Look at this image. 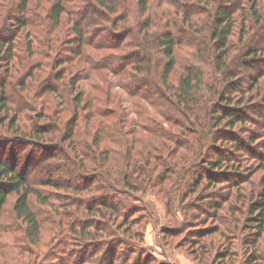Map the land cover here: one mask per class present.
Returning <instances> with one entry per match:
<instances>
[{"label":"rangeland","instance_id":"obj_1","mask_svg":"<svg viewBox=\"0 0 264 264\" xmlns=\"http://www.w3.org/2000/svg\"><path fill=\"white\" fill-rule=\"evenodd\" d=\"M82 1L84 0H66L68 15L63 14L56 27L47 25L56 39L53 43L55 49L50 50L52 59L47 53H34L33 62L44 63L42 67L34 69L35 78H28L25 74L27 70H22V65H19L21 69L15 70L9 64V73L4 74L5 64L0 60V78L8 76L7 93L10 96V105L20 107L18 109L23 111L21 127L28 133L36 123L40 127L49 124L51 129L46 138L51 139L44 142L50 148L44 153L47 164H67L72 170L77 169V166L61 155L60 150L74 155L75 147L79 152L75 153L74 159L80 164L81 151H93L95 147L92 140L97 137L95 151L105 155L114 169L125 154L132 156L140 150L150 151L151 154L165 159L163 167H169L173 171L168 173L173 179H164L158 184L146 186L144 190L133 192L121 188L123 194L117 198L112 194L114 202L122 203L128 209L125 214H128L129 227L125 229V225L121 224V217H117L113 225L108 222V216L104 220L92 216L96 222L107 227L104 228L106 231L90 227L88 230L92 239L89 242L85 236H81V218H87L86 215H81V199L91 200L100 193L90 191L81 196V180L65 174H59L58 177L56 174L54 179L61 178V181L56 182L57 185L44 186L37 183L38 190L47 196V203L41 204L35 198L31 199L40 222V231L35 242L27 237L26 225L16 218L13 211L15 195L10 194L1 218L0 264H107L110 255L114 257L113 264H264V225L257 229L250 222V211L259 198V193L263 191L264 99L258 96L251 103L248 101L241 105L247 108L257 103L260 107L248 110L250 118L232 128L225 121L217 127H213L212 123L208 124L207 117L211 115L213 107L211 102H207L209 110L205 115L203 113L208 130L195 125L191 114L177 113L173 107L169 108L172 121L165 120L159 115V108L152 107L143 97L131 95L125 90V84L131 89H137L139 85H130L133 84L129 80L132 71L125 68L126 59H121L120 64L113 59L135 53L133 51L136 50H131L128 46L124 49L120 45L117 49L113 46L121 44L114 42L115 36L118 35L125 44L135 36L125 37L126 30L131 33L137 31L142 38L143 34L147 35L146 39L151 37L148 48L158 60L156 66L160 58L165 60L162 51L154 44V36L160 26H164L160 11L167 8L166 5H158L160 0H150L147 2L148 9L142 13L139 0H118L117 10L106 17L99 13L96 15L90 1L88 4ZM51 2L52 0H31L29 6L31 12L42 11L44 15L41 16L45 17ZM241 3L244 8L250 7L246 0H241ZM16 4L17 2L14 3V9ZM87 5L85 11L90 13L86 20V26L90 30L87 37L91 46L102 45L105 48L97 50L85 46L81 55V48L77 52L76 45L70 42L74 36L71 28L75 13L77 17L80 16L81 9ZM258 5V10L263 14L264 0H258ZM199 16H203L202 20ZM207 17L204 14H194L192 18L196 23L193 26L183 23L181 17H170L176 23L175 32L179 40L175 68L169 78L174 85L178 84L184 67L198 64L206 75L210 90L225 87L223 78L212 68L211 48L192 46L197 40H202L195 31V26L205 24ZM31 18L37 22L34 17ZM15 20L12 18L7 28L0 32L5 36L16 35L15 38L21 42V48L18 47L15 52L21 57L26 55L22 45L25 46L26 41L33 38L34 34L28 33L29 37L20 32L18 37V33H14ZM145 23L146 28L143 27ZM39 25L27 26L29 30L25 28L22 32H44V26ZM260 34L261 37L250 44L264 46V32ZM232 40L238 45L235 36ZM40 49L47 52L43 47ZM233 54L237 52L233 51ZM91 55L95 59L105 56L112 60L105 66L93 69L88 65ZM262 59L256 66L264 74V57ZM13 62L18 64L16 60ZM238 62V59L230 62L229 67L239 72L240 78L246 80L249 77L247 80L250 81V77L256 76L254 67L246 72ZM137 77L142 78L143 73H139ZM262 78L263 82L264 77ZM150 80H153L150 81L152 85L157 82ZM22 81L24 86L28 85L27 89L20 90ZM248 81H243L245 87L251 84H247ZM50 85L53 91L44 90ZM141 90L146 91L144 87ZM22 94L32 99V110L25 105L23 108L25 99ZM77 98L79 101H76ZM91 98L94 103L84 110L83 105ZM116 109L119 113L110 115ZM163 109L168 108L162 106L160 110ZM0 113L6 114L4 111ZM11 113L13 110L8 112V117H4V125H0V157L8 162H16L18 170L26 171L35 181L44 178L39 167L35 165L41 159V153L35 145L32 146L35 143L28 140V149L23 154L20 134L16 136L7 127V118L12 116ZM71 123L72 138L60 141L58 138L61 132ZM115 123L119 125L121 135L118 132L120 130L117 131L113 126ZM149 126L157 129L158 133L148 131ZM159 133L163 136H159ZM251 137H254V141L250 143ZM233 138L241 139L242 149L236 148ZM43 139L46 140L45 137ZM217 153L223 164L212 171L204 160L215 158ZM137 159L144 163L141 156ZM87 164L90 170L94 169L92 162ZM155 166V173L164 169ZM77 173L81 175V167L77 169ZM184 174L191 176L186 177ZM209 174L214 181L208 180ZM194 180L199 182L198 185ZM180 187L181 189H177ZM131 205H135L138 210L131 212ZM121 240L126 244L121 243ZM97 242L101 243V248L94 245Z\"/></svg>","mask_w":264,"mask_h":264},{"label":"trees","instance_id":"obj_2","mask_svg":"<svg viewBox=\"0 0 264 264\" xmlns=\"http://www.w3.org/2000/svg\"><path fill=\"white\" fill-rule=\"evenodd\" d=\"M30 1L31 0H0V31L3 32V28H7L9 22L13 18L16 19L14 33H18V37L20 32L24 36L29 35L28 33L34 34L33 38L26 41L25 46L22 45L23 51L26 52V55L20 57L17 52H15L18 47L21 48V42H19L20 40L18 41V39L15 38L16 35L14 37L13 35L5 36L2 32H0V60L5 64L4 67L6 69L4 74L6 75L9 73V64L11 67H14L15 70L21 69L19 65H22V70H24V68L27 70L25 71L26 76H28V78H35L34 69L42 67L44 63L33 62L34 53L40 51V53H42L41 55L47 53L50 57L53 55L50 50L55 49L53 43L56 39L53 38L51 32L52 29L50 30L49 27L47 28V25H50L51 28L56 27L60 23L63 14L68 15L69 12L66 9V0H52L48 11H46L48 16L45 14V17H42L41 15H44L42 11H39V13L31 12V7L29 6ZM88 1L93 4L92 7L96 11V15L99 13L100 15H105L106 17H108V15L110 16L111 13H114L117 10V4L119 2L118 0H84L82 3L88 4ZM149 1L150 0H139L141 8L140 11L142 13L148 9L147 2ZM246 1L250 3V7L244 8L241 5L243 3H241V0H160L157 4L166 5L167 8L160 11L161 20L164 23V26H160L157 34L154 36V44H156V46L162 51V56L165 57V60H161L160 58L159 64L156 66L155 63H157L158 60L150 48H148L151 43V37L146 39V34H143L142 38L137 31L131 33L130 30L127 29L124 34L125 37H128L129 35H135L136 37L134 36V38L130 39V41L125 44L120 40L118 35L115 36L114 42L118 41L117 43L121 44H116L113 47H116L117 49L119 48L118 45H120V47L124 49L128 46L131 50H136L133 51L135 53L122 56V58L119 56L116 59H113L119 64L121 63V59H126L125 63L127 66L125 68L132 71V74H130L131 78L129 80L133 81V84L130 85H139L137 86V89H131L125 84V90L131 95L143 97L152 107L159 108V115L164 117L167 121H172V118H170L171 116L169 115V108L173 107L177 113L184 114L187 112V114H191L190 116L193 120H195V125L201 129L205 128L208 130L209 127L206 126L207 124L203 113L205 115L207 110H209V107L207 106L209 102H211V106L213 107L211 115H208L207 120L208 124L212 123V125H214L213 127L219 126L222 121H225L226 125L230 128L234 127L238 123L247 121L250 118L248 110H256V108L258 109L260 106L257 103L251 104L247 108H244L241 105H244L245 102L248 101L251 103L258 96H261L264 99V81L262 82L264 74L261 68H257L256 66L263 60L264 46L250 44L261 37L260 33L264 32V13L262 14L258 10L260 7L258 5V0ZM16 2V9H14V3ZM247 4L248 3H246V5ZM89 5L91 7V4ZM38 7L40 8V4ZM87 7L88 5L81 9V14H79L80 16L78 17L75 13L71 28L74 36L70 39V42L76 45V48L78 49L77 52L81 48V55L82 51L85 49L83 47L85 46H89L97 50L105 48L102 45L95 47L91 46L92 44L87 37L90 31L88 28L89 26H86L88 24L86 20L88 16H90V13L85 11L87 10ZM17 12L19 13L18 15L16 14ZM194 14H204L208 17L205 24L195 26L194 29L197 33H199V36L202 37V40H197L192 46H207V48H211L210 53L212 55V68L215 70V73L218 72L223 78L222 81L224 82L225 87H217L213 91L210 90L208 88L206 75L202 72L198 64L184 67L183 74L180 76L178 84L174 85L169 80L170 75L175 68L176 48L179 43L178 36L175 32L176 23L171 21L170 17L172 15L179 18L181 17L183 23L193 26L196 23V20H193L192 18ZM31 16L34 17L37 22L33 21ZM199 17H201L200 20H202L203 16ZM181 20L178 19L179 22H181ZM198 22L199 21L197 20V23ZM39 24L44 26V32L41 31L42 33H36L30 30L29 32H25L26 34H23L22 31L26 30L25 28L28 29L27 26L37 27L40 26ZM146 26L147 23H145L143 27L146 28ZM185 32L188 31L185 30ZM233 36L237 38L238 45L234 44V41L232 40ZM129 43H131V45ZM40 47H43L47 52L41 50ZM207 50L203 51L205 52ZM233 51H236L237 54L232 55ZM90 57L91 58L88 59V65L93 69L95 67H102V65L105 66L112 60V58L105 56H102V59H95L94 55H91ZM237 59L239 61L238 63L244 67L246 72L250 71L251 68L253 69V67L254 70L256 69V76L250 77V81L247 80L249 77L246 80H243V78L238 76L240 75L239 72H236L235 69H231L229 67L230 62L232 63V61ZM14 60H16L18 64L13 62ZM152 63L155 64L156 67H153ZM139 73H143L142 78L137 77ZM7 78L8 76L0 78V111H4L6 113L4 115H1L0 113V125H4L6 121L4 117H8V112L13 110V113H11L12 116L7 118V127L12 129L16 136L20 134L21 139L19 141L21 143L20 146L23 154L24 150L28 149L26 148L28 147L26 146L29 143L28 140L32 141V144L35 143L32 146L35 145V148H37L38 152L41 153V159L39 163L35 162V165L39 167L40 173L44 176V178H40L35 181L27 175L26 171L18 170L16 162H8L0 157V232L3 207L8 200V196L10 194H14L15 201L13 211L15 216L17 219H21L26 225L25 232L29 240L33 242L37 240L40 231V222L32 206L31 199L35 198V200L41 204L47 203V196L44 193L42 194L36 185L37 183L44 186L57 185L56 182L59 180L61 181V178H58V180L54 179L53 176L56 174H58V177L59 174H65L69 177L81 180V196L84 195L83 193L90 191H97L100 193L91 200H83L81 197V215L84 214L87 216V218H81V236L83 235V238L85 236L87 242L92 239L91 232L88 230L90 227H94L95 230H105L107 227L100 222H96L95 219L91 218L92 216H97L102 220L108 216L109 218L107 217V220L112 224L117 217H121V219H123L121 224L125 225V229H128L129 218L128 214H125L128 209L123 206L122 203H116L113 201L114 197L117 198L123 194L120 191L121 188L128 189L133 192L144 190L146 186L148 187L153 184H158L164 179H173L171 175L168 174L173 171H171L169 167H163L165 159H162L157 155L155 156V154H151L150 151L144 152L140 150V152H137L132 156H130V154L127 156L125 154L121 163L118 164L116 169H114L110 166L107 161L108 158L105 155L99 152L97 154L95 151L98 144L97 137L92 140V145L95 147L93 148V151H81L80 164L74 159L75 153L79 152L75 147H73L74 155L69 154V152L64 151L63 149L60 150L61 155L65 156L66 160L77 166V169L81 167V175L77 173V169L72 170V168L65 163V165L47 164V160L44 161L47 157L44 156V153L50 148L45 145V143L51 139L50 137L46 138V135H48L47 133H49L51 128L49 127V124L40 127L38 123H36L29 129L28 133L24 132L20 125L23 111L18 109L20 107L16 108L15 106L10 105L11 100L7 93ZM150 79L157 81L156 84L152 85L150 81L153 80ZM243 81H248L247 84H251L245 87V83ZM21 84L22 89L20 90H23L24 88L27 89L28 85L24 86L23 81ZM142 87H144L146 91H142ZM45 89L53 91V87L51 85L46 86L44 90ZM205 93H207V96H205ZM247 93L248 98H246ZM252 93L253 96H251ZM22 98L25 99V102H23V108L25 105V107L31 108L32 110L34 108L31 103L32 99L23 94ZM82 98L83 96L81 95V99ZM76 101H79V99L77 98ZM233 102H235V105H232ZM92 103H94L93 98L87 100L83 105V109H88ZM162 106L168 109H163V111H161L160 108ZM183 110L185 111L183 112ZM118 113L119 112L116 109V112L113 111L110 115ZM71 125L72 123L69 124V126H66V129L61 132V136L58 138L60 141H66L72 138L71 133L73 130ZM113 126L116 127L115 129L117 131L120 130L118 128V124ZM147 129L150 132L152 131L154 133H158L157 129L150 126L147 127ZM118 132H120L121 135V130ZM159 136H163V134L159 133ZM43 137H45L46 140H44ZM232 141H234V145H236L237 149L240 150L243 148V142L241 139L233 138ZM249 141L250 143L254 141V137H251ZM218 154L219 153L216 154L215 158H207L204 160L207 162V165H209L208 167H210L212 171L220 168L223 164L220 159L221 156ZM138 156H141L144 160L143 164L142 161H138ZM88 160L92 162V167H94V169L90 170V166L87 164V162H89ZM155 165L164 169L155 173L154 169L157 168ZM191 174L184 175L186 177L187 175L190 177ZM209 175L208 180L210 182L214 181L211 174ZM185 176L183 177V180L186 179ZM200 181L201 180L199 179V182ZM94 182L98 183L93 184ZM194 182H196L197 185L199 183L196 180H194ZM262 184L263 191L259 193V198L254 202V206L250 211V222L254 224L257 229H261L264 225V178L262 180ZM177 189H181V187ZM112 194H114V197ZM135 207V205H131L129 208L130 211H137L138 209ZM100 226L102 228H100ZM121 243L126 244L123 240H121ZM94 245L98 248L102 247L99 242ZM113 259V255H110L109 262L107 264H113Z\"/></svg>","mask_w":264,"mask_h":264}]
</instances>
